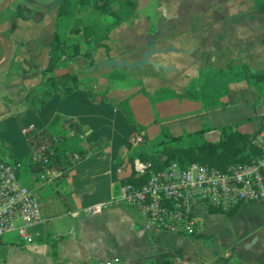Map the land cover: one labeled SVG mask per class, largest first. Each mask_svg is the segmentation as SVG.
<instances>
[{
	"label": "crops",
	"instance_id": "0c3cea01",
	"mask_svg": "<svg viewBox=\"0 0 264 264\" xmlns=\"http://www.w3.org/2000/svg\"><path fill=\"white\" fill-rule=\"evenodd\" d=\"M57 1L12 0L4 9L0 30L11 42L12 57L0 69V93L19 82L17 73L24 68L29 71L19 83L48 89L43 84L57 30ZM140 2L148 6L139 4L134 16L109 28L90 56L83 57L87 49L82 48L81 56L62 58L59 69L76 75L79 89L93 93V103H54L38 112L25 108L15 114L0 103L2 161L28 156L25 127L64 133L65 121L74 118L86 133L85 140L67 146L84 160L41 190L44 222L33 229V242L23 247L10 236L0 251V264H264L263 204L216 213V219L218 214L233 219L240 213L253 220L247 232L222 246L216 243L215 250L203 229L202 213L214 215L207 208L196 209L198 233L181 237L151 231L137 208L111 203L120 185L134 181L132 163L140 148L131 139L136 134L152 145L162 130L179 137L209 127L206 140L217 142L225 126L238 124L234 130L242 134L264 129V94L255 103L256 93L246 79L226 83L224 107L205 110L200 103L176 97L203 71H225L233 64L264 74V13L254 7L255 0ZM6 48L0 40V63ZM125 62L129 67L122 66ZM101 203L109 204L103 213H84Z\"/></svg>",
	"mask_w": 264,
	"mask_h": 264
},
{
	"label": "built area",
	"instance_id": "2783aa9c",
	"mask_svg": "<svg viewBox=\"0 0 264 264\" xmlns=\"http://www.w3.org/2000/svg\"><path fill=\"white\" fill-rule=\"evenodd\" d=\"M63 127L64 133L58 134L35 125L22 129L30 164L27 178L22 179L18 173L23 164L0 160V251L10 236H16L23 247L33 242V229L44 222L41 190L84 160L81 153L68 151L67 145L69 141L85 140V131L74 118L67 119ZM144 143L141 134L131 139L134 148ZM253 143L260 155L250 164L230 165L225 171L196 163L185 168L171 163L155 172L150 162L135 157V182L120 185L111 203L137 208L151 231L194 236L200 228L199 207L229 213L247 204L264 205V129ZM142 178H146L143 183ZM108 205L95 204L84 213L99 215Z\"/></svg>",
	"mask_w": 264,
	"mask_h": 264
},
{
	"label": "trees",
	"instance_id": "16d2710c",
	"mask_svg": "<svg viewBox=\"0 0 264 264\" xmlns=\"http://www.w3.org/2000/svg\"><path fill=\"white\" fill-rule=\"evenodd\" d=\"M72 0H61L57 16V30L50 52V64L45 71L53 73L60 65L62 58H76L81 56L79 46L73 48V53H69V47L61 44L59 35L60 20L70 17L68 8L73 5ZM100 6L98 10L107 9L111 0H99ZM140 0H123L121 7H124L125 14H118L115 11L109 13L113 16L117 25L123 20L134 16L139 10ZM97 0H77L75 4L82 7L96 4ZM254 7L264 13V0H255ZM15 28V26H13ZM90 53L83 57L90 56ZM216 78V80L224 81L225 86L207 88V81ZM246 79L256 93L254 102L261 100L264 94V74L252 72L247 65L239 67L231 64L225 71H203L199 80L189 87L182 95H177L179 99H188L202 104L205 110L211 108H219L227 105V96L229 89L226 85L229 81H237ZM49 89L43 91L30 90L27 97L26 111L38 112L39 109L50 106L54 103H80L83 105L93 103L91 91L85 92L77 86L78 78L76 75L68 73L56 77H50L48 80ZM155 101L156 99L153 98ZM127 118L130 119V113L127 112ZM238 124L225 126L220 128L221 136L217 142L206 140L205 135L212 131L211 128L205 127L200 131L192 134H185L179 137H173L162 130L161 136L157 143L150 145L145 139V143L137 151V156L144 162H150L155 172L161 171L171 163H178L180 167L185 168L190 164H199L208 166L220 171H225L230 165L244 166L250 164L260 155L259 149L254 145L255 134H242L236 130ZM68 146V145H67ZM164 157V160L161 158ZM15 162L23 164L19 175L22 179L29 176L30 164L28 156L23 160ZM146 178L141 179L143 183ZM134 183L128 180L126 183ZM210 213H222L217 209L209 208ZM230 214V212L228 213ZM201 237V236H198Z\"/></svg>",
	"mask_w": 264,
	"mask_h": 264
},
{
	"label": "rangeland",
	"instance_id": "374dc122",
	"mask_svg": "<svg viewBox=\"0 0 264 264\" xmlns=\"http://www.w3.org/2000/svg\"><path fill=\"white\" fill-rule=\"evenodd\" d=\"M3 1L1 2L0 0V5ZM76 1L77 0H72L71 3L73 2V5L68 8L70 17L60 20V42L64 47L67 46L70 48L69 53H73V48L75 46H79V48H83V50L87 49L86 53H89L93 50L95 45L100 43L102 38L106 36L108 29L113 27L115 19L113 16L109 15V13L115 11L118 14H125L126 11L124 10V7H121L123 0H111L110 5L104 10L97 9L98 6H100L99 0H97L96 4L85 7L75 4ZM11 2L12 0L8 6H10ZM60 3L61 0L58 4L60 5ZM139 4H141L143 9L148 6L145 4L146 6L144 7L142 2ZM4 14L5 12L0 13V18L4 16ZM0 33L3 35L4 31L0 30ZM0 55H2L1 51ZM23 70V72L21 71L17 73L19 82L24 80L27 71H29L28 68H24ZM62 74L65 73L64 71H61L58 66L53 73H49L48 76L46 75V79L48 80L50 77H56ZM19 82L11 89L2 88L0 93V103L7 106L11 113L14 114L27 108L26 97L30 90L39 92L42 90L38 87H26L23 83ZM224 84V81L212 78L207 81V88L223 87L225 86ZM49 85V81H46L43 84V87L49 89ZM2 125H5V122H3ZM4 139L3 133L0 134V143H4ZM207 214L209 213H202L204 217L203 229L207 234L211 235L213 249L215 250L216 243H218V246H222L226 240L231 238L237 239L240 234L247 232L249 227L248 225L253 220L252 216L241 215L240 213L233 219H224L221 214H218V218L216 219V214Z\"/></svg>",
	"mask_w": 264,
	"mask_h": 264
},
{
	"label": "water",
	"instance_id": "95a60500",
	"mask_svg": "<svg viewBox=\"0 0 264 264\" xmlns=\"http://www.w3.org/2000/svg\"><path fill=\"white\" fill-rule=\"evenodd\" d=\"M10 1L11 0H4L3 1V3L0 5V13H2L4 11V9L9 5ZM59 1L60 0H58L57 3H59ZM0 40L8 45V48H6V58L2 63H0V69H2L4 66H6L10 62L11 57H12V51L10 48L11 44H10L9 39L6 36L2 35L1 33H0ZM111 63L118 65L117 62H111ZM143 63H145V60L141 64L139 63L137 65L141 66ZM122 66L129 67V65L126 62L123 63Z\"/></svg>",
	"mask_w": 264,
	"mask_h": 264
}]
</instances>
